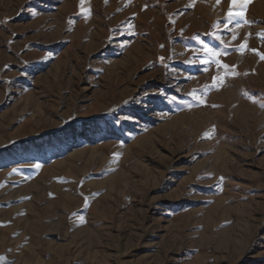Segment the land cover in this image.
<instances>
[{
  "label": "rangeland",
  "instance_id": "rangeland-1",
  "mask_svg": "<svg viewBox=\"0 0 264 264\" xmlns=\"http://www.w3.org/2000/svg\"><path fill=\"white\" fill-rule=\"evenodd\" d=\"M236 7L0 0V264H264V0Z\"/></svg>",
  "mask_w": 264,
  "mask_h": 264
},
{
  "label": "snow or ice",
  "instance_id": "snow-or-ice-1",
  "mask_svg": "<svg viewBox=\"0 0 264 264\" xmlns=\"http://www.w3.org/2000/svg\"><path fill=\"white\" fill-rule=\"evenodd\" d=\"M219 2V0H217ZM251 2V0H231L232 5L238 6L235 8V10L230 9L228 12V17L230 19L236 20V19H243L244 14L247 10V5ZM207 47V46H206ZM208 52L210 55H218V53H214L212 49H208ZM227 67V65H225ZM194 99H199L194 95ZM36 167H39V165H36Z\"/></svg>",
  "mask_w": 264,
  "mask_h": 264
}]
</instances>
